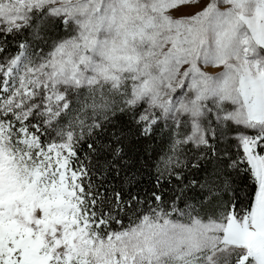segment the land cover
Masks as SVG:
<instances>
[{
	"label": "rangeland",
	"instance_id": "obj_1",
	"mask_svg": "<svg viewBox=\"0 0 264 264\" xmlns=\"http://www.w3.org/2000/svg\"><path fill=\"white\" fill-rule=\"evenodd\" d=\"M36 18L33 39L57 20L62 35L0 60V264H264V0H0V29ZM81 90L84 111L143 104L146 127L178 130L175 148L204 145L212 119L253 166L249 217L90 233L69 168L76 126L56 129ZM30 117L54 129L47 145L21 127Z\"/></svg>",
	"mask_w": 264,
	"mask_h": 264
},
{
	"label": "trees",
	"instance_id": "obj_2",
	"mask_svg": "<svg viewBox=\"0 0 264 264\" xmlns=\"http://www.w3.org/2000/svg\"><path fill=\"white\" fill-rule=\"evenodd\" d=\"M36 20L0 29V60L17 58L26 43L44 49L62 35L63 25L57 20L51 26L43 24L40 39H33ZM87 91L72 94L56 129L76 126L69 168L79 178L78 211L90 232L103 238L143 219L219 220L230 210L239 219L249 215L256 181L236 140L221 136L212 119L214 134L207 135L204 145L194 147L181 136V145L175 148L178 130L161 121L146 127L143 104L111 99L106 107L93 105L84 111L87 102L90 105L83 95ZM22 126L42 146L51 142L54 129L42 118H26ZM231 130L229 125L226 132Z\"/></svg>",
	"mask_w": 264,
	"mask_h": 264
},
{
	"label": "crops",
	"instance_id": "obj_3",
	"mask_svg": "<svg viewBox=\"0 0 264 264\" xmlns=\"http://www.w3.org/2000/svg\"><path fill=\"white\" fill-rule=\"evenodd\" d=\"M248 158V157H247ZM248 160H249V158H248ZM250 162V161H249ZM251 165V164H250Z\"/></svg>",
	"mask_w": 264,
	"mask_h": 264
}]
</instances>
